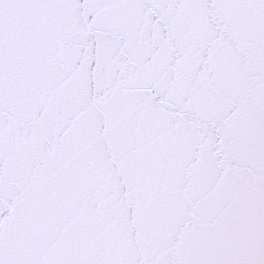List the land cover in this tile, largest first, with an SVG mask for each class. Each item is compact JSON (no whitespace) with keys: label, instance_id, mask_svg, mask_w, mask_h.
<instances>
[{"label":"snow or ice","instance_id":"1","mask_svg":"<svg viewBox=\"0 0 264 264\" xmlns=\"http://www.w3.org/2000/svg\"><path fill=\"white\" fill-rule=\"evenodd\" d=\"M0 264H264V0H0Z\"/></svg>","mask_w":264,"mask_h":264}]
</instances>
